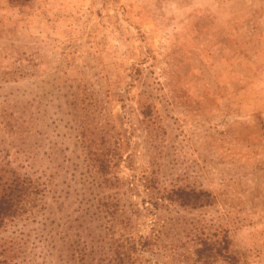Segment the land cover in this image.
I'll return each mask as SVG.
<instances>
[{
  "label": "rangeland",
  "instance_id": "1",
  "mask_svg": "<svg viewBox=\"0 0 264 264\" xmlns=\"http://www.w3.org/2000/svg\"><path fill=\"white\" fill-rule=\"evenodd\" d=\"M145 106L155 139L147 149L133 127ZM104 124L119 137L114 174L138 185V204L143 158L157 187L210 194L195 210H156L133 225V238L164 224L166 245L188 233L224 238L233 264H264V0H0V164L48 187L65 176L72 189L65 160L82 159L80 129L92 138ZM134 151L142 160L129 159ZM47 201L62 208L53 224L0 233V247L16 241L11 261L83 264L71 256L75 239L100 259V222L83 229L76 203Z\"/></svg>",
  "mask_w": 264,
  "mask_h": 264
},
{
  "label": "trees",
  "instance_id": "2",
  "mask_svg": "<svg viewBox=\"0 0 264 264\" xmlns=\"http://www.w3.org/2000/svg\"><path fill=\"white\" fill-rule=\"evenodd\" d=\"M28 1L30 0H9L11 4L19 6H24ZM141 113L143 117L137 118L133 127L140 130L142 147L146 148L155 142L152 136L153 128L148 129L143 119L146 115L150 116L151 110L145 106ZM113 127L110 124L99 126L100 135L93 133L92 138L88 137L85 128L81 127L77 143L83 149L82 159L78 164L77 155L70 161L65 160L70 162L66 168L71 171L68 174L70 180L74 178L75 182L72 189L65 176L61 177V184H56L55 188L54 185L48 187L46 183L41 184L27 175L20 176L14 170L0 164V233L14 228L16 230L20 226L26 228L30 223L37 221H41L38 230L53 224L54 219L51 217L56 210L62 211V208L56 207L54 202L47 201L50 193L55 202L67 199L76 203L81 212V218L76 221L83 229L89 226L91 219L100 222L98 238L103 239L104 243L100 250L102 255L100 259H94L92 255L96 250L88 251L85 247L81 249L79 239L72 241L74 254L71 256L81 260L83 264H140L139 257L143 252L161 258L163 264H170L174 259L178 262L182 256H185L184 264H210L219 258L231 264L237 262L235 256L228 253V242L224 238L217 243H210L198 236L191 237L188 233L185 241L177 240L170 246L163 243L164 237L169 236L166 235L167 227L164 224L159 225L154 234L140 236L138 239L132 237L133 225L144 222L145 218L154 214L156 210L168 209L172 205L195 210L209 204L210 194L187 187L170 189L157 187L155 178H148L153 173L152 162L149 159L142 160L140 152L134 151L129 155V159L137 155L138 159L142 160L136 168L140 172L141 185L147 193L142 204H138V200L132 198L134 193H137V196L141 194L138 193V185L116 177L113 171V166L118 165L117 160L121 157L118 155L117 146L119 137L112 140L113 136L110 135ZM94 145L100 148L91 150ZM85 184L87 185L84 186ZM154 221L158 224L159 218ZM15 243L16 241L10 239L2 244L0 264H15L8 256L13 253L12 247ZM76 252L80 258L75 257ZM22 256L27 258L25 253Z\"/></svg>",
  "mask_w": 264,
  "mask_h": 264
}]
</instances>
